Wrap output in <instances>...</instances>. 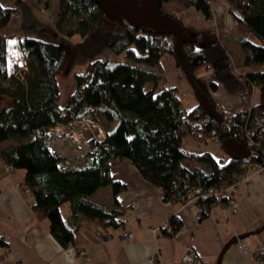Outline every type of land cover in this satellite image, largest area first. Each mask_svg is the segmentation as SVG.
<instances>
[{"label": "trees", "instance_id": "16d2710c", "mask_svg": "<svg viewBox=\"0 0 264 264\" xmlns=\"http://www.w3.org/2000/svg\"><path fill=\"white\" fill-rule=\"evenodd\" d=\"M55 1L53 24L58 34L87 38L94 46H102L126 60L95 58L86 62L79 72L72 74L74 88L60 105L57 76L68 60L63 45L53 39L41 40L37 34L43 31L32 26L26 30L33 34L18 35L10 41L11 37L4 32L13 9L0 5V103L3 98L8 99L7 107L0 108V143L9 141L0 148V161L22 170L20 188L29 191L32 210L38 218L47 220L49 233L62 247L71 243L80 218L95 220L102 228L119 226L117 210H106L86 198L106 185L112 195L124 189L122 183L110 177V160H128L142 178L159 189L164 200L170 201H182L197 186L219 188L240 171L244 157L227 152L221 145L224 138L245 143V131L252 132L259 144L253 148L252 160L262 163L264 71L241 74L247 93L253 85L258 88V102L248 111L227 110V118L222 119L216 103L192 74L222 62L225 64L219 69H229L227 51L218 41L195 47L182 21L162 7L163 3L175 2L209 18V0H156L152 9L176 24L164 29L108 27L113 23L103 25L102 12L92 0ZM222 2L232 21L244 31L240 65H264V0ZM249 34L254 40L247 38ZM53 36L49 34L50 38ZM162 55L170 56L175 66L186 73L198 94V102L189 110L180 107L175 87L159 85L156 91L159 75L149 68L158 67ZM20 58L25 70L20 76L9 74V62L15 64ZM210 89H214L213 84ZM212 111L217 113L218 120ZM87 117L95 122L100 117L108 125L102 128L104 136L87 140L89 149L82 165L64 166L62 158L49 148V130L56 124ZM186 134L216 140L229 158L218 165L209 152L187 151L182 144ZM188 161L205 168L196 172ZM212 202L209 197L199 199L198 203L205 206L202 216ZM64 204L69 210L65 218L60 212ZM169 223L174 233L178 223L172 218Z\"/></svg>", "mask_w": 264, "mask_h": 264}, {"label": "crops", "instance_id": "0c3cea01", "mask_svg": "<svg viewBox=\"0 0 264 264\" xmlns=\"http://www.w3.org/2000/svg\"><path fill=\"white\" fill-rule=\"evenodd\" d=\"M209 4L211 13L215 10L218 12L216 16L225 13L224 5L216 4L214 7ZM0 5L13 9L4 32L11 38L33 34L26 30L28 26L43 31L37 34L41 40L59 39L62 42V37L71 38L58 34L54 29L55 0H0ZM195 13L200 14L196 10ZM230 21L232 19L227 16L223 19L221 39L241 60L243 51L240 42L244 31L238 25L225 29L230 26ZM187 32L191 42L192 38L212 33L207 27L187 28ZM49 34L54 36L50 38ZM80 39L75 38L74 45L71 44L73 49L78 50L72 58L79 52L88 58L87 62L95 58H113L107 49L94 46L87 38ZM76 55L75 62L84 67L86 62L81 55ZM149 70L159 75L161 85L175 87L179 94L192 92L198 100L186 73L175 66L170 56L162 55L158 67ZM250 70L264 71V65L241 66L240 69L241 73ZM229 75H232L231 69H219V66L193 72L195 81L216 103L218 110L248 111L258 102V88L253 85L247 93L243 77L228 78ZM223 76L226 77L223 79ZM210 84L214 85V89H210ZM180 107L186 111L181 103ZM52 134L49 140L55 139L52 150L57 152L62 149L65 152V158L61 157L64 166H79L85 162L84 155L67 137L61 133L59 135V132V136L53 137ZM7 144L0 143V148ZM209 154L218 165L229 158L228 153L221 152L220 158ZM109 164L111 179L122 183L124 189L112 195L110 186L106 185L86 198L106 210H117L119 226L102 228L95 220L80 218L71 243L62 247L49 233L47 220L36 216L30 205V197L20 188L22 170H6L0 161V264H181L180 258L186 245L194 248L203 264H257L243 254L235 243V239L240 238L249 251L256 245L264 248V171L257 166L246 171L247 180L238 182L237 192L230 196L232 203L216 202L200 220H195L193 202L160 199L159 189L142 178L126 159H113ZM189 165L196 172L205 168L203 164L195 165L193 162H189ZM68 215L67 209L63 218ZM170 218L178 223L174 233L158 235L157 231H152L163 222H169ZM122 231H128L131 235L124 237L120 235ZM80 250L84 252L83 255L78 253Z\"/></svg>", "mask_w": 264, "mask_h": 264}, {"label": "rangeland", "instance_id": "374dc122", "mask_svg": "<svg viewBox=\"0 0 264 264\" xmlns=\"http://www.w3.org/2000/svg\"><path fill=\"white\" fill-rule=\"evenodd\" d=\"M222 1L223 0H209L211 5H214V7L217 6L216 4L224 5ZM162 7H163L164 11L172 12L174 15H176L182 21V23L185 24L183 26H185L186 29L188 28V30L207 27L208 30L210 32H212V33H210L212 36L210 34L209 35L205 34L204 37L192 38V44L193 45H198V47H201V46L205 45L206 42L210 43L212 41L220 39V40H218V42L225 48V50L228 53V61L230 63V68L229 69H231L232 75L234 77L235 76H241V74H242L241 71H240V69H241V65H240L241 64V60H239L236 57L234 50L231 49L230 46L224 45V43H223L224 41L221 39V35H220V33L222 32V28L224 27L223 19L226 16H227V18L230 17L228 15V13H227V10H225V13L223 14L224 16L222 14H221V16H216V13H218V12L216 10L212 11V13H211L212 15L209 16L210 20L206 21L201 16V14L195 13V10L193 8L189 7L188 9H186L182 5H180L178 3H175V2L163 3ZM228 21H229V19H228ZM229 25L230 26L225 25V26H228V28H225V29H232V27H234L236 24L234 23V21H230ZM107 26L108 27L118 28V27H116L113 24H108ZM220 26H223V27L220 28ZM248 36H249L250 39L254 40V37L251 34H249ZM75 38L80 39L81 37H79L78 35H73V36H71V38H68V39L62 37V42L59 39L55 40L56 42H61L63 44V47H64V49H65V51L67 52V55H68V60H67V63L65 65L64 69L57 76V81L59 83V88H60V91H59V94H60V105H63L67 101L71 91L74 88V80H73L72 74L74 72H79L83 68V66L80 63H77V61L75 62L74 56L76 54L72 58V55L74 54V52L76 53L78 51L77 48L73 49L74 47H72V45H71V44L74 45V39ZM13 39L14 38H11L10 41L13 42ZM99 47L105 49L102 46H99ZM77 55H81L80 52ZM112 56H113V59H115L116 61H121V62L122 61L123 62L126 61L123 58L122 55H117V56L112 55ZM80 57L85 62H87L86 59H88V58L83 56V52H82V55ZM223 64H225V62H222V63L217 64V65L216 64H212L210 66V68L211 67H215V66H222ZM198 70H203V69H198ZM192 77H193V74H192ZM159 85H161V80H158V82H157L156 91H158ZM195 94L198 97V94L196 93V90H195ZM202 96H203V98H206L204 94H202ZM179 97H180L181 105L186 110H189L193 105H195V103L198 102V100L192 95V92L191 93L190 92L189 93H185V94H179ZM198 99H199V97H198ZM2 100L3 101H1V103H0V108H6L7 105H8L7 104L8 103V99L7 98H3ZM97 119H98V122L102 126V127L99 126L101 129L104 128V127H108V125L100 117H97ZM62 128H63L62 126H58V127H56V131H55V129H53L51 131L53 133L52 136L55 137V133L59 132V135L61 133V135L65 137L66 133L69 135L71 133V130L74 129L78 133L79 132L82 133V138L87 142V140L92 135L97 133V129L96 128L90 127L89 130L88 129H84L83 130L82 127H80V125H78V124L77 125H72L70 127L67 126L66 129H62ZM102 131H103V129H102ZM75 136H76V134H74L73 137H75ZM82 138L79 139L80 143L83 141ZM68 141L73 143L71 141V139H69ZM7 143H9V141ZM182 144H183L185 149H187L188 151L195 152L196 154L208 151V152L212 153L213 155H215L217 158L221 157V152L227 154V152L224 151V149L221 148L220 144L214 139L202 140V139H197V138L193 137L190 134H186V135H184L182 137ZM61 152H62V149H61ZM193 163L195 165L199 164V163H195V162H193ZM67 209H68L67 204H64V207L62 206L60 208V212H61L62 217H64V212Z\"/></svg>", "mask_w": 264, "mask_h": 264}, {"label": "built area", "instance_id": "2783aa9c", "mask_svg": "<svg viewBox=\"0 0 264 264\" xmlns=\"http://www.w3.org/2000/svg\"><path fill=\"white\" fill-rule=\"evenodd\" d=\"M235 23V22H234ZM14 52V51H13ZM15 54V52H14ZM18 54H15V57L18 58ZM25 70V66L23 64L22 58L19 59L15 64L11 61L9 62L7 66V71L9 74L15 75V76H20L21 71ZM179 112L181 114H184V111L182 109H179ZM219 112L222 114V119L227 118V110H219ZM80 125L82 129H88L90 127L96 128L97 133L92 135L90 138L93 139H101L104 136V133L102 129L100 128L101 126L92 120L90 117L87 118H81V119H76V120H71L66 123H59L56 124L53 128L49 130V134L53 129L56 131V127L62 126V129H66L67 126H72V125ZM100 126V127H99ZM74 134H76L75 137ZM55 136H59L57 133H55ZM65 137L68 139H71L73 144L76 146V148L80 151L82 155L85 154V152L89 149L88 143L82 138V133H78L74 129L71 130V133L68 135L67 133L65 134ZM253 133L250 131H245V145L247 149L249 150L248 156L244 157V159L240 162L239 164V172L233 173L230 176V179L228 182L224 185H222L219 188H213V187H206L202 188L200 186H197L192 194L187 195L181 202L186 203V202H193L195 205V212H194V218L195 220H200L202 218V212L205 210V206L201 205L198 203L200 198L203 197H209L213 202L212 204L216 202H226V203H232V200L230 196L234 193L237 192V184L238 182L245 181L247 180L246 177V171L250 168H253L255 166L258 167L259 170L264 171V160L262 163H256L252 160V155L254 153L253 148H256L259 144L256 142L253 138ZM82 138L83 141L80 143L79 139ZM55 140V139H54ZM54 140L49 142V148L52 150L53 145H54ZM87 143V144H86ZM264 149V148H263ZM54 151V150H53ZM60 157L65 158V152L61 149L57 150L56 152ZM6 170L10 169V166L4 165ZM23 192H25L29 197V191L24 188L22 189ZM159 198L163 200V195L160 192L159 193ZM153 232L157 231L158 235H161L162 233H167L169 234L171 232V225L169 222H163L159 227H156L152 229ZM100 235L105 236V233H100ZM124 237H129L131 234L128 231H122L121 234ZM235 243L240 249V251L247 255L250 259L254 260L257 264H264V248L261 245H256L252 251H249L243 244L242 240L240 238L235 239ZM80 255H83L84 252L80 250L78 252ZM180 263L181 264H203L202 260L200 259L198 253L194 250V248L191 245H186L184 246V251L183 254L180 258Z\"/></svg>", "mask_w": 264, "mask_h": 264}, {"label": "water", "instance_id": "95a60500", "mask_svg": "<svg viewBox=\"0 0 264 264\" xmlns=\"http://www.w3.org/2000/svg\"><path fill=\"white\" fill-rule=\"evenodd\" d=\"M101 10L103 25L107 22L115 24L118 28L133 27H166L174 28L176 24L164 15L152 9L156 0H92ZM218 120L216 112H211ZM223 148L229 153L248 156L249 150L245 143L235 142L230 138L221 141Z\"/></svg>", "mask_w": 264, "mask_h": 264}]
</instances>
